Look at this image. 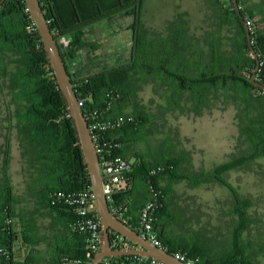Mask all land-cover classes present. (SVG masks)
Instances as JSON below:
<instances>
[{
  "label": "trees",
  "instance_id": "trees-1",
  "mask_svg": "<svg viewBox=\"0 0 264 264\" xmlns=\"http://www.w3.org/2000/svg\"><path fill=\"white\" fill-rule=\"evenodd\" d=\"M245 1L238 0L239 13L233 0H217L218 28L219 31L226 26L233 29V34L228 35L230 42L215 32H209L203 42L192 40L184 17L174 20L166 35L145 36L141 21L144 0H45L43 4L78 97L86 99L84 109H103L110 102L112 117L134 118L133 122L107 133L108 138L116 136L118 153L138 156L130 172L131 187L115 195L117 203L126 206V214L128 199L135 189L137 200L143 194L155 201L158 206L155 225L163 246L173 253L182 252L195 264H260L258 258L264 253V237L259 240L256 236L250 245L243 237L253 222L248 211L253 199L241 195L223 177L228 170L246 168L264 156V87L251 80L258 66L255 80L264 84V30L255 14L243 9ZM120 13L133 16L130 58L118 66L85 76L71 72L70 62L79 50L97 44L84 40V29ZM248 20H252L251 25L247 24ZM246 26L250 28V37ZM69 35L72 38L64 48L60 39ZM0 74L7 80L13 102L20 106L16 115L23 154L34 169L30 190L37 191V202L46 209L63 215L74 239L73 245L57 246L53 261L64 264L63 257L69 256L92 264L95 252L90 250L83 234L72 230L79 218L80 204L53 206L50 203L53 191H73L79 195L83 189L91 187V179L74 123L26 0H5L0 4ZM135 79L140 83L162 84L167 110L201 115L218 101L235 102L244 153L210 170H194L191 151L177 150L175 146L163 149L159 155H151L152 160L139 153L131 155V143L141 138L151 119L139 108L127 110L137 91ZM8 162L7 140L0 183V264H33L36 263L34 256L31 252L23 255L22 247H28L33 240L36 218L33 212L16 214L17 196L12 188ZM157 166H163L164 170L152 174ZM164 179L168 181L165 186ZM182 179L193 185L219 181L231 190L237 221L231 231L229 247L218 254L213 255L198 238L171 228L177 214L171 209L168 196L174 183ZM17 217L20 227L16 224ZM124 218L137 229V224ZM18 243L20 249L16 248ZM133 257H113L112 264H132Z\"/></svg>",
  "mask_w": 264,
  "mask_h": 264
},
{
  "label": "rangeland",
  "instance_id": "rangeland-1",
  "mask_svg": "<svg viewBox=\"0 0 264 264\" xmlns=\"http://www.w3.org/2000/svg\"><path fill=\"white\" fill-rule=\"evenodd\" d=\"M219 14L217 0H144L141 21L145 36L155 37L166 35L172 22L184 17L192 40L199 39L203 42L209 32H215L217 35L225 36L224 40L230 42L228 35L233 34V29L226 26L219 31ZM100 23L102 27L91 24L85 30L91 39H95L94 35L98 36L99 33L104 35L100 39L101 47L96 49L101 60L98 58L90 62L92 60L85 57V61L86 54L83 56L82 52L78 53L70 62L71 72L78 76H81L80 70L85 62L90 72H94L125 63L131 56L133 16L120 13ZM69 42L68 37L60 39V44L64 48ZM94 63L97 65L94 66ZM134 81L137 91L131 98L127 110L139 108L150 115L151 119L143 129L141 138L131 143L129 147L131 155L139 153L149 156L152 160L151 155H159L163 149L175 146L177 150L191 151L194 170H210L215 165L230 161L244 153L245 144L240 135L238 106L235 102L218 101L201 115L167 110L164 106L162 84L140 83L137 79ZM6 83L7 80L0 74V183L8 140V172L17 196L15 211L16 214L25 215L34 213L38 234L37 255L40 261L46 263L52 253L48 240L54 225V217L50 210L37 202L35 196L37 191L30 190L34 169L23 154L16 115L20 106L13 102L12 93ZM128 158L136 162L138 156ZM223 177L241 195L253 199V205L248 209L253 222L243 234L245 241L250 245L256 240V236L262 240L264 156L257 158L246 168L228 170ZM162 183L165 186L168 181L164 179ZM168 200L171 209L177 214V220L171 221L172 229L198 238L213 255L229 247L237 215L233 212L234 198L228 186L219 181L193 185L182 179L174 183ZM15 220L18 225L19 218ZM261 264H264V255L261 257Z\"/></svg>",
  "mask_w": 264,
  "mask_h": 264
},
{
  "label": "built area",
  "instance_id": "built-area-1",
  "mask_svg": "<svg viewBox=\"0 0 264 264\" xmlns=\"http://www.w3.org/2000/svg\"><path fill=\"white\" fill-rule=\"evenodd\" d=\"M40 1L43 6L45 0ZM247 24L251 25L252 20H248ZM79 104L83 107L85 116L88 120L89 131L99 153L103 187L107 195L109 208L113 214L126 221L124 218L126 206L123 203H117L115 195L119 191L127 190L131 187L132 181L130 172H132L135 162L115 150L117 146L115 140L116 136L108 138L107 133L123 126L127 122H133L134 118L133 116L112 117L109 114L111 109L110 102H108V105L106 104L103 109L94 107L88 110L84 109V106H86L85 98H79ZM163 170V166H157L152 169L151 173L156 174ZM154 194L157 195V192ZM50 203L53 206L61 203L80 204L78 208L79 218L72 225V230L83 234L86 237V241L89 243L90 250L96 253L101 245L102 223L99 215L95 211H92L95 204V193L92 185L89 188L83 189L79 195H76L73 191L55 190L50 194ZM157 207L155 201H146L140 209L137 230L148 237L153 243L164 247L155 225ZM111 244L113 248L117 249L138 247L136 243L117 231L111 232ZM88 254H90V252ZM174 254L189 264H195V261L187 260L185 255L180 251H176ZM113 257L114 256L105 257L101 264H112L114 262ZM131 261L132 264H165L155 257L144 255H134ZM63 263L89 264V262H81L69 256L63 257Z\"/></svg>",
  "mask_w": 264,
  "mask_h": 264
},
{
  "label": "water",
  "instance_id": "water-1",
  "mask_svg": "<svg viewBox=\"0 0 264 264\" xmlns=\"http://www.w3.org/2000/svg\"><path fill=\"white\" fill-rule=\"evenodd\" d=\"M5 1L1 0L0 4ZM236 9L240 13L238 0H233ZM28 10L34 20L35 26L41 36L44 49L46 51L50 66L54 71L57 84L66 101L71 119L74 123L80 147L83 152L84 162L87 165L91 179V185L95 193V204L92 211H95L102 223L101 245L94 254L92 264H101L102 260L108 256L120 257L123 255H144L155 257L165 264H189L178 258L173 252L153 243L148 237L141 234L126 221L113 214L109 208L107 195L103 187V179L100 170V157L95 146L92 135L89 131L88 120L83 107L79 104V97L74 88L72 76L68 71L64 57L61 52L58 39L55 36L50 23L47 20L46 12L40 0H26ZM243 19V16L241 15ZM250 37V28L248 26ZM251 80L254 84L264 87V84L255 80V72ZM117 231L137 244V248H113L111 244V232Z\"/></svg>",
  "mask_w": 264,
  "mask_h": 264
},
{
  "label": "crops",
  "instance_id": "crops-1",
  "mask_svg": "<svg viewBox=\"0 0 264 264\" xmlns=\"http://www.w3.org/2000/svg\"><path fill=\"white\" fill-rule=\"evenodd\" d=\"M242 6H243V9L245 11L252 12L255 14V19H259L261 21V27L264 30V0H246L245 2H243ZM100 22H103V20L97 22L98 24L97 23H94V24L98 25L97 27H102ZM87 27H89V26H87ZM85 29H84V40L87 42H97V44L87 46V47L79 50L78 53L82 52L83 56H84V53L87 55V56L86 55L84 56L85 61H86V58H87V60L91 59L92 61H90V62L96 61V59H98V58L100 61L101 59L97 55L98 53L96 51L101 47L102 44H101L100 39H102V37L104 35L97 32V34L99 33L98 36L94 35L95 37H93V38H95V39H91L90 36L87 35V32ZM68 38H72V35H69ZM86 63L87 62H85V64ZM85 64L83 65L82 69L80 70L81 76H85V75L95 73V72H99L102 70L101 69L99 71L90 72V69L87 67V64L86 65ZM95 65H97V64L94 63V66ZM88 66L91 67V65H89V64H88ZM135 197H136V189L133 190V194L128 199L129 208L127 209V212L125 214L127 221L133 225L137 224L140 209L148 200L147 197H145L143 194L140 195L138 200ZM51 212H52V215L54 217V225H53V228L51 230V236L49 237V240H48V244H49L50 249H51L50 251L52 252L50 255L49 261L45 263V262H42L39 260V257L37 255V250H36L37 249L36 243H38V241H37L38 240L37 239L38 234L34 233L33 240L29 243L28 247H24V248L22 247L23 255H27L31 252L32 256H34L36 263L34 262L33 264H55L53 260H54L55 251H56L57 246H68V245H73V243H74V239L72 238V233L69 230V228L67 227V223L64 221L63 215L61 213H58V212H53V211H51ZM18 227H20V224ZM23 229L27 230L26 226H23ZM35 232H36V230H35ZM16 248L20 249L21 245H19V243L16 244ZM263 255H264V253L258 258L260 264H261V257Z\"/></svg>",
  "mask_w": 264,
  "mask_h": 264
}]
</instances>
